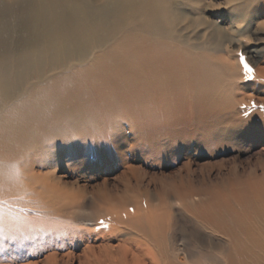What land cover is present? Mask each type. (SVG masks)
<instances>
[{
    "label": "bare ground",
    "instance_id": "bare-ground-1",
    "mask_svg": "<svg viewBox=\"0 0 264 264\" xmlns=\"http://www.w3.org/2000/svg\"><path fill=\"white\" fill-rule=\"evenodd\" d=\"M172 8L171 0H0V150L5 146V152L15 155L32 145L39 147L40 134L74 116L90 117L93 110L110 114L123 109V98L131 104L134 98L147 100V95L169 100L188 97L195 112L191 124L199 118L211 122L216 105L229 99L232 105L242 102L249 108L264 105L261 93H256L259 88L241 85L248 71H237L220 44L191 47L184 51L188 52L185 61L178 52L163 50L175 41L168 14ZM253 17L255 34L264 33V6ZM157 52L173 60L155 59ZM209 54L218 58L213 60ZM147 71L153 74L145 76ZM163 74L168 76L164 82L153 79ZM255 75L264 80V68ZM226 84H237L240 91L226 98ZM113 132L114 147L123 153L127 132ZM138 172L129 166L121 174L126 179L124 195L110 194L105 186L94 192L98 202L95 210L90 206L92 212L85 210L86 194H65L51 177L32 182L43 190L36 200L30 197L25 202L26 191L13 195L0 190V264H188L169 239L168 193L151 195L141 186ZM243 176L247 178L230 180L217 192L224 196L219 205L232 212L264 209V175L252 170ZM182 190L172 186L171 198L191 212L196 205L194 192ZM206 193L199 204L218 198ZM253 215L264 220V215ZM249 222L253 218L239 217L216 228L201 224L227 240L229 247L218 250L222 264H264V234ZM124 231L137 238L114 246ZM78 248H83L81 255L74 253Z\"/></svg>",
    "mask_w": 264,
    "mask_h": 264
},
{
    "label": "rangeland",
    "instance_id": "rangeland-1",
    "mask_svg": "<svg viewBox=\"0 0 264 264\" xmlns=\"http://www.w3.org/2000/svg\"><path fill=\"white\" fill-rule=\"evenodd\" d=\"M231 1L235 2L229 5L228 2ZM171 2L174 9L172 8L168 14L173 29L171 35L175 41L168 43L163 50L178 52L180 58L185 61L188 52L184 51L190 50L191 47L206 45L205 47L214 48L220 44L237 71H248L241 85L259 88L256 93H261L260 97L264 99V80L255 75L259 68H264V33L255 34L257 28L253 17L256 9L264 6V2L263 4L262 0H171ZM240 3L242 7L239 6ZM174 20L178 24H174ZM183 39L184 42L181 41ZM116 49L122 50L123 47L117 46ZM162 56L166 57V54L157 52L154 58ZM168 57L173 60L172 56ZM210 58L216 60L218 55H210ZM151 73L152 71H147L145 76H151ZM167 77L163 74L160 78L153 79L164 82ZM111 78L118 83L122 80L118 75H112ZM226 85L224 86L226 98L234 97L235 92L240 91L237 84L236 88L234 85L231 86L232 84ZM240 98L242 97H239V101ZM141 99L134 98L129 104L128 100L123 98L121 103L123 109L110 114L93 110L90 117L74 116L54 130L40 134L41 138L38 140L40 148L37 146L32 148V145L27 151L9 155L5 152L4 146L0 150L2 158L0 181L3 184L0 190L13 195L26 191L25 202L30 197L36 200L43 190L32 185V182L51 177L59 182L58 186L60 188L61 185V192L65 194H86L85 210L92 212V208L95 210L98 202L95 197L93 198L94 192L103 191L107 187L110 194L119 192L122 193L119 195L126 194V179L121 174L127 171L129 166L135 167L139 170L137 176L140 175L143 180L141 185L143 189H148L151 195L157 192L168 193L166 197L172 210L171 221L167 220L172 227L169 239L177 249L181 261L191 263L192 260L193 264H222L219 251L220 248L229 247L227 240L201 224L205 223L208 228H216L221 227L223 222H231L239 217L246 218L247 221L253 218V223L249 222L254 225L253 229L264 234V220H258L253 215L255 213L264 215L262 207L259 206L253 212L246 208L245 210L236 208V212H232L219 205L218 201L223 200L224 196L223 193L217 194L230 180H237L240 176L245 179L247 176L243 175L252 170L260 177L264 175V105L249 108L242 102L232 105L233 100L229 99L216 105L211 122L199 118L197 122L193 121L191 124L190 118H193L195 112L191 108L190 98L177 100V97H171L169 100L164 96L152 99L147 95V100ZM128 105L131 107L127 108ZM199 113H202V109ZM113 129H125V133L127 132L128 144L126 147L123 146V153H119L114 147L113 139L116 132H113ZM6 143L8 142L3 144ZM124 162L126 165H123ZM128 177L135 185V177L132 175ZM172 186L180 191L185 189L194 192L192 201L196 205L191 212L187 211L178 199L171 198L174 197ZM66 189L73 192H67ZM206 192H210V197L215 195L218 198L209 200L208 197V202L199 204ZM127 238L137 237L129 231H124L119 234L113 245L118 246L121 240ZM82 251L83 248H78L74 253L81 255ZM71 264L79 263L73 261Z\"/></svg>",
    "mask_w": 264,
    "mask_h": 264
}]
</instances>
